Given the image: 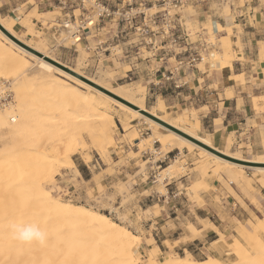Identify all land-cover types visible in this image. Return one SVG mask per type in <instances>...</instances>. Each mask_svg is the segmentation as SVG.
Segmentation results:
<instances>
[{
    "label": "rangeland",
    "instance_id": "obj_1",
    "mask_svg": "<svg viewBox=\"0 0 264 264\" xmlns=\"http://www.w3.org/2000/svg\"><path fill=\"white\" fill-rule=\"evenodd\" d=\"M261 1L264 3V0ZM232 3L236 11V7L241 6L244 0H231L223 8L212 4V9L208 11L205 4L189 6L183 11L188 25L193 30L207 34L216 44L215 61L213 60L216 62L213 70L216 71H220L224 64L229 65L239 58L235 46L240 51L244 49L241 42L234 43L232 27L219 26V30H216L212 20L214 13V18L218 15L234 17ZM31 4L35 6L33 9L29 8ZM88 6L90 5L87 4ZM36 10L35 0H29L23 6L21 13L24 14V19L21 23L27 25L28 31L25 33L15 30L14 20L9 23L2 19L24 41L108 87H125L124 89L134 95V100L143 98L147 109L206 137L219 150L248 160L264 159V87L252 94L254 112L262 118L259 121L262 124L254 122L255 139L249 144L240 145L229 137L217 144L201 125L202 121L204 123L201 111L207 109L206 107L198 109L196 106L184 110L169 107L174 100L170 97H152L143 80L130 83L120 79L128 67L112 59L108 51L95 49V35H91L88 41L75 43L66 29H50L46 24L47 20L61 15L59 10L47 8L41 14H37ZM74 12L78 17L82 13L78 8ZM33 17L44 22L41 31L35 29ZM237 27L240 29L239 25ZM108 30L109 27L102 31L104 38L110 37V33H106ZM0 39L18 56L23 57L26 64L21 69L23 74L19 70L22 80L26 81L23 82L26 84L35 78L39 71V59L19 50L2 35ZM259 49L260 59H263V42L259 43ZM12 70L0 63V115L10 125L14 122L9 117L17 116L18 111L14 92L16 75ZM70 82L74 84L72 80ZM79 89L94 97L92 99L97 101L95 103L99 104L100 110L109 116V124L112 125L109 137L111 142H107V138L106 153L99 152L88 132L94 133L92 122L86 127L76 122L70 125L71 121L68 120L67 130L64 132L60 127L59 132H56L57 127H45L51 124L50 119H44L43 127L33 125L34 132L51 129L53 137H49L48 141L53 140V144L59 146L62 156L65 151L68 154L62 165L54 163L56 167L50 170V180L43 183L56 198L103 212L129 229L135 235L133 241L137 264H161L169 257L174 258L177 255L202 262L219 259L223 264H236L239 258L233 252L234 247L242 246L248 250L251 248L247 244L245 233L252 234L257 230L264 243V231L259 229V226L264 225L261 223L264 220V171L248 166L224 164L213 155L203 154L198 147H189L179 139L169 136L166 128L151 123L146 117L131 113L117 103L106 100L97 90L85 86H79ZM206 101L204 99L202 103ZM52 114L54 115H49ZM53 117V121L59 123V119ZM2 127L0 123V169L13 168L14 171L0 173V225L4 227L0 233V252L7 253L10 251L8 232L12 231L11 225L17 218V184H7L17 182L16 139L18 132V136L22 137L25 126H19L17 130L12 126L11 131ZM81 127L88 131L81 130ZM10 135L12 138H9ZM102 136L106 135L102 133ZM35 138L33 135V139ZM22 141L19 140L18 143ZM4 158L8 160H3ZM38 158L24 159L20 171L32 173L33 163ZM80 167L82 171L79 170ZM165 168L167 170L163 171ZM250 251L252 257H256L257 253L252 248Z\"/></svg>",
    "mask_w": 264,
    "mask_h": 264
},
{
    "label": "bare ground",
    "instance_id": "obj_2",
    "mask_svg": "<svg viewBox=\"0 0 264 264\" xmlns=\"http://www.w3.org/2000/svg\"><path fill=\"white\" fill-rule=\"evenodd\" d=\"M0 24L17 39L43 54V56H39L31 50L23 47L14 39L9 37L0 28V35H2L3 38H5L10 44L16 46L19 50H22L27 55L39 59L38 75L25 84V79L22 80L23 70H21L22 67L26 66L23 57L18 56L14 50L8 47L0 39V63L4 67H11V69H13L12 72H14L16 75L14 92L16 101L18 103L17 116L11 115L9 117L10 121L14 122V124L10 125L7 121H4V118L1 115L0 123L1 126L3 125V127L8 128L10 131L12 126H15L16 130L19 126H25L22 137L18 136V132L16 139L17 182H14L12 184L6 183L8 186L17 184V218L15 219V222H13V224H35L42 230L47 232V239L45 243L41 245L36 242H33L31 244L22 243L14 238V234L12 231H9L8 245L10 247V251L7 253H3L2 251L0 252V264H137V259L135 258L134 253L135 235L129 229L114 221L109 215L103 212L94 211L84 205L60 200L43 186V183L45 181L50 180V170L56 167H54V163L58 166L62 165L65 157H67L68 154L67 151H65V155L62 156V154L59 153V146L54 145L53 140L48 141L49 137H53V131H51V129L38 130L34 132L35 127L33 125L36 124V127H43L42 122H44V119H50L51 124L45 127H57L56 132H59V129L61 128L60 130L64 132L67 130L68 120L71 121L69 123L70 125H73V123L76 122L79 123L78 125H85L86 127H88L92 122L95 128L94 131L92 130V132L94 133L92 134L91 131H88L86 128L85 129L90 132L92 140H94L99 152L105 151L103 153H106L107 149L105 140L110 137V127L112 126H110L109 124L110 118L105 113H103L104 111L102 112L100 110L99 104L95 103L97 101H94V99H92L94 97L89 96L87 92L79 89V86H85L97 90L102 94L103 98L108 101L117 103L118 106L120 105L122 108L124 107L130 110L131 113L133 112L136 115L138 114L140 116L146 117L153 124L166 128L153 118L143 114L140 110H147L149 113L158 116L159 118L167 121L177 128H180L187 134L197 138L201 142L211 147H214L216 149H218V147H215L212 142L206 137H202L188 129H185L187 128L186 126L184 128L180 126L176 121L167 119L162 115L157 114L155 111L147 109L144 106L145 100H143V98L138 101L134 100V95L132 96L129 90L124 89L125 87L123 88L121 86L113 89L96 79H92L85 74H82L75 68L73 69L70 66H67L71 70L77 72L82 76H85L89 80L113 92L124 100L136 105L140 109L133 108L132 106L114 98L113 96L101 92L81 78L74 76L68 71L47 60L46 57L60 62L54 57L50 56V54L42 51L41 48L29 44L21 37L16 35L15 32L4 23L1 15ZM19 70L22 74L19 73ZM71 80L74 82V84L70 82ZM51 113H54V115H49ZM53 116H56L57 119H59V123H55V121H53ZM183 122L184 121H182V123ZM190 128L194 129L193 127ZM80 129L78 131L79 133L81 130L85 131L84 128L81 130ZM166 129L168 130L169 136L179 139L189 147H198L199 150L203 152V154L205 153V155H213L215 158H217V160L223 162L224 164L226 163L230 166L233 165L236 167L248 166L256 168L257 170L264 171V166L244 165L224 159L207 150L206 148L198 145L197 143L181 136L175 131L168 128ZM102 133H104L106 136L103 137ZM33 135L36 136L35 139H33ZM80 137L82 138V136ZM5 138L6 137H4V139ZM9 138H12V136L10 135ZM19 140L23 141L18 143ZM107 140V142H111L110 138ZM46 141L48 142L45 143ZM220 151L241 160H248L222 150ZM15 154L13 153V156ZM37 155H41L42 157L38 158L36 157ZM34 158L38 159H36L33 163L34 169L32 173L20 171L22 169L20 167L23 166L21 162L24 159ZM3 160L8 159L4 158ZM250 161L255 163H264V159H250ZM165 170H167V168L163 169V171ZM3 172L13 173L14 171L13 168L7 170L0 169V173ZM162 179L163 178H161V180ZM263 221L260 222L264 223ZM259 227L260 230L264 231V225H261ZM3 229V225H0V233L3 231ZM242 235L244 236V234ZM245 236L247 237V244L257 253V255L256 257H252L250 251L251 248L248 250L242 246L234 247L233 252L237 254L239 258V262L236 264H264V243L257 230H255L252 234L245 233ZM161 264L223 263L219 259H208L202 262L191 257L188 258L177 255L174 258L169 257V259Z\"/></svg>",
    "mask_w": 264,
    "mask_h": 264
},
{
    "label": "built area",
    "instance_id": "obj_3",
    "mask_svg": "<svg viewBox=\"0 0 264 264\" xmlns=\"http://www.w3.org/2000/svg\"><path fill=\"white\" fill-rule=\"evenodd\" d=\"M44 1L46 8L61 14L46 21L50 29H66L75 43L95 35V49L108 51L112 59L128 67L120 79L130 83L143 80L152 97L172 98L169 107L176 110L195 108L209 96L200 75L215 68L216 44L207 34L193 30L183 11L203 4L207 11L212 4L223 8L231 0ZM260 2L244 0L236 11L232 3L235 20L246 23L247 11ZM76 8L82 12L80 17L74 12ZM39 22L43 27L44 22ZM107 27L110 37L104 38L102 31Z\"/></svg>",
    "mask_w": 264,
    "mask_h": 264
},
{
    "label": "crops",
    "instance_id": "obj_4",
    "mask_svg": "<svg viewBox=\"0 0 264 264\" xmlns=\"http://www.w3.org/2000/svg\"><path fill=\"white\" fill-rule=\"evenodd\" d=\"M28 2L29 0H0L1 17L8 22L14 20L16 31L17 29L24 33L28 31L27 25L21 23L24 19L21 11ZM262 2L257 3L253 10L247 11L246 23L242 19L237 21L231 16L218 15L214 18L216 13L212 16L216 30H219V26L232 27L234 43L241 42L244 45L243 51L235 46L239 57L237 60L229 65L224 64L220 71L210 70L207 74L200 75L204 79L205 89L211 95L206 102L198 106V109L207 108L201 111V118L204 120L201 125L217 144H221L229 137L234 143L249 144L255 139L254 122L262 124L259 122L262 118L256 115L252 103V94H256L264 87V58L260 59L259 49V43H264V3ZM35 5L37 14L47 9L44 0H35ZM29 6L30 9L35 7L34 4ZM32 22L35 29L41 31L43 27L40 26L39 19L33 17ZM196 81L197 79L193 80L195 85Z\"/></svg>",
    "mask_w": 264,
    "mask_h": 264
},
{
    "label": "water",
    "instance_id": "obj_5",
    "mask_svg": "<svg viewBox=\"0 0 264 264\" xmlns=\"http://www.w3.org/2000/svg\"><path fill=\"white\" fill-rule=\"evenodd\" d=\"M0 28L9 36L11 37L12 39H14L17 43H19L20 45H22L23 47L31 50L32 52L38 54L39 56H43V54H41L40 52L34 50L32 47L28 46L27 44L23 43L22 41H20L19 39H17L15 36H13L9 31H7L1 24H0ZM47 60L51 61L52 63H54L55 65L59 66L60 68L68 71L69 73L73 74L74 76H77L79 78H81L82 80H84L85 82L91 84L92 86L100 89L101 91L113 96L114 98L132 106L133 108H136V109H140L138 108L136 105L124 100L123 98H121L120 96L114 94L113 92L103 88L102 86L98 85L97 83L89 80L88 78H86L85 76H82L80 74H78L77 72L71 70L70 68H68L66 65L60 63V62H57L56 60H53L51 58H48L46 57ZM143 114L153 118L154 120H156L157 122H159L160 124H162L163 126H165L166 128L170 129V130H173L175 131L176 133L180 134L181 136L197 143L198 145L206 148L207 150L211 151L212 153L224 158V159H227L229 161H232V162H236V163H241V164H244V165H251V166H264V163H255V162H251L250 160H241L239 158H235L233 156H230L228 154H225L223 152H221L220 150L214 148V147H211L203 142H201L200 140H198L197 138L187 134L186 132H184L183 130H181L180 128H177L176 126H173L172 124L168 123L167 121L159 118L158 116H155L151 113H149L147 110H140Z\"/></svg>",
    "mask_w": 264,
    "mask_h": 264
},
{
    "label": "clouds",
    "instance_id": "obj_6",
    "mask_svg": "<svg viewBox=\"0 0 264 264\" xmlns=\"http://www.w3.org/2000/svg\"><path fill=\"white\" fill-rule=\"evenodd\" d=\"M11 229L14 238L25 244L36 242L43 245L47 239V232L35 224L21 225L14 223L11 225Z\"/></svg>",
    "mask_w": 264,
    "mask_h": 264
},
{
    "label": "trees",
    "instance_id": "obj_7",
    "mask_svg": "<svg viewBox=\"0 0 264 264\" xmlns=\"http://www.w3.org/2000/svg\"><path fill=\"white\" fill-rule=\"evenodd\" d=\"M80 170L82 171V168L80 167Z\"/></svg>",
    "mask_w": 264,
    "mask_h": 264
}]
</instances>
